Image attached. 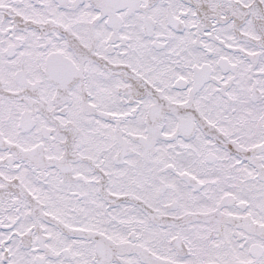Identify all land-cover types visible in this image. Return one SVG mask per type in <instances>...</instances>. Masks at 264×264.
<instances>
[{"label": "snow or ice", "instance_id": "1", "mask_svg": "<svg viewBox=\"0 0 264 264\" xmlns=\"http://www.w3.org/2000/svg\"><path fill=\"white\" fill-rule=\"evenodd\" d=\"M0 264H264V0H0Z\"/></svg>", "mask_w": 264, "mask_h": 264}]
</instances>
